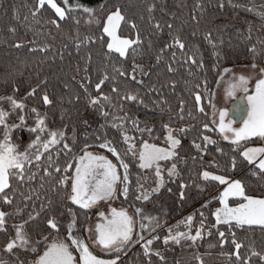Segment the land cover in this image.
I'll return each mask as SVG.
<instances>
[{
    "label": "trees",
    "instance_id": "1",
    "mask_svg": "<svg viewBox=\"0 0 264 264\" xmlns=\"http://www.w3.org/2000/svg\"><path fill=\"white\" fill-rule=\"evenodd\" d=\"M56 1L65 9L63 20L47 4L41 8L39 0H0V98H17L25 105V114L30 116L36 109L47 126L66 134L39 159L24 162L22 178L20 170L10 169L15 175L0 193V211L6 214L0 231V264H32L51 240L71 244L67 240L73 219L70 211L76 220L73 235L85 239L96 209H82L71 202V177L75 161L85 150H105L99 147L105 139L121 153L125 151L121 130L113 124L122 125L124 134L137 143L160 141L167 129H174L180 140L173 158L177 174L146 201L137 199L144 173L136 157L131 153L123 157L129 165V192L127 198L120 195L124 185L118 183L117 198L137 223L133 242L112 254L117 256L116 264H264V227L236 226L235 222L217 225L214 212L223 185L203 178L208 172L237 179L246 196L264 198V172L241 155L249 146H264V139L252 137L234 145L221 138L210 120L212 90L223 67L255 64L264 68V0ZM84 8L99 14L91 30L85 28L89 13ZM117 9L124 17L119 35L138 41L125 57L108 51L103 32L106 16ZM177 39L183 49L175 44ZM102 80L98 92L96 85ZM33 89L35 93L29 95ZM101 94L111 97L110 103L102 102V108L90 106V98ZM128 94L138 99H123ZM45 95L50 104H44ZM196 95L201 97L199 103ZM3 133L0 126V138ZM69 164L73 166L65 172ZM119 172L122 177L124 170ZM61 178H66L63 185L58 183ZM5 197L11 202L6 203ZM137 208L144 217L157 218L160 226L152 231L149 220L136 215ZM189 215L191 225H181V219ZM49 220L58 227H49ZM19 225H24L29 243L8 251ZM170 228L173 235L180 231L194 236L200 230L201 237L165 244ZM137 234L145 239L135 242ZM153 237L158 239L145 255L142 245Z\"/></svg>",
    "mask_w": 264,
    "mask_h": 264
},
{
    "label": "snow or ice",
    "instance_id": "2",
    "mask_svg": "<svg viewBox=\"0 0 264 264\" xmlns=\"http://www.w3.org/2000/svg\"><path fill=\"white\" fill-rule=\"evenodd\" d=\"M64 3L67 4V0H64ZM45 4L51 7L61 20L65 19V9L59 7L55 0H39V6L41 8ZM83 11L91 15L93 10L84 8ZM123 19L124 17L122 16L120 10L117 9L114 13L108 15L107 21L103 27L104 34L110 38L107 44L108 51L116 52L120 57H125L127 55L128 49L138 42L130 39H121L116 34L119 24ZM51 22L56 24L55 20ZM175 44L180 49L184 48V44L179 39L175 41ZM189 59L195 62L193 57H189ZM253 67H255V65H253ZM116 71L122 76L126 75L122 68H117ZM135 71L136 66L133 68V72ZM169 71H172V69L169 68ZM261 74L264 76V68L261 69ZM135 78V76H132V79ZM104 79L106 80L107 77ZM234 79L235 82L230 84L229 88L226 90L227 95L234 96L237 91L247 93L249 83L248 78L241 75ZM137 82L139 83L140 81ZM103 83L104 80L96 85V90L98 92ZM35 91L36 90L33 89L29 95H33ZM113 91L115 92L117 89L114 88ZM246 98L247 118L243 120V126L239 129H235L231 126V120H229L227 123L225 122V117L228 115L226 111L222 110L219 113L220 122L217 130L225 140H229L227 133H231L232 137H234V139H231V143L234 145H239L240 141L248 140L252 137H260L264 139V78L260 79L256 83L255 94L247 95ZM3 99L5 98H0V100ZM6 99L9 101L13 110H22L25 107L22 102H18L14 97H7ZM123 99L127 101H136L138 97L136 95L128 94L125 95ZM200 99L201 97L196 95L197 103H199ZM43 101L45 105L51 103L47 95L43 97ZM110 101L111 97L101 94L99 97L90 98L89 103L90 106H99L102 108V102L110 103ZM200 110L203 111V109ZM238 110L239 105L234 111ZM32 112L36 113V123L35 127H32L28 130L30 132L36 133V137L35 140H33L28 145V149L40 146L45 151H47L49 150L50 146H54L59 143L60 140L64 139L63 131H49L48 135L50 138L46 141L43 140L41 134L47 130L45 126V118L41 117L36 109H32ZM101 114L107 115L106 112H102ZM8 115H10V113L5 112L2 108H0V126H3L6 129L5 140L3 143H0V193H4L5 189L9 187V177L15 175V173L11 172L10 169L20 170L22 178L24 162L29 160L27 150L24 154H16L14 146L9 143L8 133H10L12 128L16 127V125L9 126L6 123V117ZM20 121L21 124H23V116L20 117ZM135 123L136 121H133V124ZM112 126L121 130L123 143L127 145V148L123 153H121L115 146H113L112 141L107 139L100 143L99 147L105 149L107 152H111L112 156L116 157L117 161H119V167L124 170V175L121 177L118 174L117 165L106 156L94 155L85 150L84 154L75 161V171L71 177V194L69 195L71 202L82 209H89L95 206L98 201H108L113 199L117 194L116 185L118 183H122L124 185V187L120 190V195H123L125 198H127L129 192L127 184L129 177L127 170L129 165L124 162L123 157L129 153L135 157L137 153L133 139L124 134L122 125L113 124ZM165 127L167 128V126ZM205 129H207V125H205ZM180 131H184V129H181ZM204 139L208 143H214V141L209 140L208 137H205ZM166 140L169 142L168 149H162L154 145L144 143L142 149L139 151V167L141 169H148L156 165L155 174L158 180L157 186L153 188L151 192H143L141 195H138V200H148L153 193L158 192L163 186L164 181L161 177V169L157 162L160 160L171 159L175 155L174 149H176V147L180 144V140L174 138L170 131L166 136ZM64 147L67 149L68 145L64 144ZM195 147L199 148L200 146L195 145ZM69 151H71V149H69ZM241 155L245 160L248 161L249 164L256 163V167L259 168L261 172H264V158H260L257 162L258 157L264 156V147L247 148L241 153ZM39 158L40 155L38 154L36 159ZM72 166V164H69L64 169V171H68V169ZM175 169V164H173L172 167L168 169V175L170 177L177 174ZM56 170L60 171L59 168ZM203 178L205 180L210 179L213 181H218L220 184L227 183L225 178L216 175H210L208 172L203 173ZM58 183L61 185L65 184L66 178H61ZM229 196L241 197L244 201H246V203H242L237 207H229L227 205V198ZM5 202L10 203L11 201L7 200L5 197ZM220 204L223 207L214 213L217 225L224 223L231 226L232 222H235L236 226L255 224L264 227V199H254L246 196L239 181L230 183L229 186L221 193ZM206 206L207 205L204 207ZM5 215L6 214L4 212L0 211V231L4 230ZM69 215L73 216L72 221L68 224L67 234V240L70 241L71 244L69 245L64 240L54 241L48 246L47 251H45L44 254L39 257L36 264H77L76 258L73 256L72 251H70V247L75 248V250L79 253V264H116L115 260L105 261L103 259L97 258V256H95L90 251L89 246L82 238L73 235V232L76 228V220L74 218V214L71 213V211L69 212ZM136 215L141 219L149 220L152 231L160 226L157 218L144 217L139 208L136 209ZM201 215H203V213H201ZM98 216L102 222L95 225V245L99 246L104 251H114L118 253L123 251L133 242V230L137 221L134 220V218L130 216L125 210L118 211L115 208H112L110 209L109 216H105L104 212H99ZM31 218L32 217H30V219ZM186 219L187 223L191 225L193 216L189 215ZM153 221L156 222L153 223ZM48 224L49 227L53 229L58 227L57 222L54 220H49ZM140 227L142 229L147 228V226L144 224H141ZM23 229L24 225L16 226L15 238L7 244L8 251H11L14 247H23L29 243L28 239L23 233ZM190 230L191 229L189 228V231ZM88 231L91 230L89 229ZM168 231L169 236L165 238V244H167L169 240L175 241L178 244L180 243L181 239H191L195 241L197 238L201 237L200 230H197L194 236L189 235L188 232L180 231H177L176 234L173 235L171 228ZM219 235L224 237L223 232H220ZM144 239L145 238L143 235L137 234L135 242L138 243ZM155 239H158V237H153V239L147 240L146 243L142 245L145 255L149 253L150 249L148 246L151 245ZM235 246L237 250L241 247V245L238 243ZM155 254L159 255V253ZM261 258L264 259V257Z\"/></svg>",
    "mask_w": 264,
    "mask_h": 264
},
{
    "label": "rangeland",
    "instance_id": "3",
    "mask_svg": "<svg viewBox=\"0 0 264 264\" xmlns=\"http://www.w3.org/2000/svg\"><path fill=\"white\" fill-rule=\"evenodd\" d=\"M55 2L57 3L56 0H55ZM57 5L59 7H61V8L64 9V7H62L58 3H57ZM114 12L115 11H112L110 14H112ZM96 13L97 12H94V10H93V12L91 13V15L88 14V17H87L86 22H85L86 23V26H85L86 30H91V29L94 28L95 22L98 20V16H99V14L96 15ZM110 14H108V15H110ZM108 15L106 16V18L104 20V25H105V23L107 21ZM104 25H103V27H104ZM116 34L121 39H127V38H124V37H122V36L119 35L118 29H117ZM109 40H110V38L108 37V42H109ZM108 42H107V44H108ZM233 66H236V65H233ZM226 67H228V66H226ZM223 68L221 69V71H220V73H219V75L217 77V80H216V82H215V84L213 86V90H212V94L214 96L215 105L217 106L218 109H222V107L225 106V103H226L225 97L227 96L226 90L229 88L230 84H232L234 82V80H235L234 78H238L242 74L241 72H236L234 70L231 71V72H224L226 70H223ZM232 69H236V68H232ZM245 74H247V73H245ZM255 74L256 73H252V75H253L252 76L253 77L252 78V81L248 84L249 85L248 87L252 89L251 90V93H248L249 95L255 94V89H254L255 88V84L259 81V77L258 76H255ZM9 97H13V96H9ZM6 98L7 97H5V99H3V100H0V108H2L5 112L10 113V115H8L6 117V123L9 126L16 125V127H13L12 128V131L10 133H8L9 143L14 146L15 153L16 154H24L26 152V150H27V154L29 156V160L28 161H30L31 159H35L38 154L40 155L43 151H45L40 146H36V147L31 148V149H28V145L33 140H35V137H36V133L30 132L28 130V129L32 128V127H35V123H36V113H33L32 115L29 116V115L25 114V112H24L23 109L22 110L19 109L18 111H17V109L13 110L11 108V106H10L9 101ZM15 99L18 102H21L17 98H15ZM244 115H245L244 109H242L240 112H237L236 113V116L234 118L235 121L241 120L244 117ZM21 116L24 117L23 124H21V121H20V117ZM246 118H247V115H246V117L244 119H246ZM244 119H242V120H244ZM217 124H219V118L217 120ZM45 126H46V129L47 130L44 133L41 134L43 140H45V141L50 138L49 135H48V132L49 131H61L60 129H55V128H51V127L47 126L46 125V121H45ZM231 126L233 128H235V129H239L240 127L243 126V121H242V123L240 125H236V124L232 123ZM19 130L22 131L21 133H23V135L20 133ZM173 130L174 129H167L166 132H165V134H164V136L162 137V139L160 141L144 140L142 142L137 143L135 140H133L134 141V144H135V150H136V153H137L135 157L137 159L138 166H139L138 154H139V151L142 149L143 144L144 143H147L149 145H154V146H156L158 148L168 149L169 148V142L166 140V136L168 135V133L170 131L171 134H172V136L174 138H176L175 132ZM5 132H6V129L4 128V133H3L2 137L0 138V143H3L4 140H5ZM65 135L66 134L64 133V137H65ZM227 135L229 136V140L234 139V137H232V134L231 133H227ZM256 147H264V146L263 145H252V146H249L247 148H256ZM247 148H245V150ZM245 150H243V151H245ZM88 152H90V153H92L94 155H104L108 159L112 160L113 163L117 165V171H118V174L120 175L119 165L117 164L116 160L112 157L111 152H107L106 150H101V149L100 150H89ZM174 152H175V149H174ZM175 155H176V152H175ZM174 156L171 159H168V160H160V161L157 162L158 165H159V167H160V169H161V177L163 178V181H164L163 185L167 181H169L170 179L174 178V176H175L174 175V176H171L170 177L168 175V169H170L172 167V165L175 164V162H173ZM260 158H264V156L258 157L257 158V162H258V160ZM28 161H26V162H28ZM254 164H256V163H254ZM155 167H156V165H154L152 168L141 169L143 171V173H144V178L142 179V181L138 185L139 186V189H140L139 190V195H141V193H143V192H151V190L157 186V180H158V178H157V176L155 174ZM175 171L177 172V169H175ZM225 180L227 181V183L222 184L223 186H222V190H221V192L219 194V201H220L221 193L229 186V184L232 183V182H234V181H239L237 179H230V178H228V179L225 178ZM234 198L239 199L241 197H232V196H229L227 198V205L229 207H237V206H239L242 203H246V201L233 203V202H231V199H234ZM250 198H254V199H264L262 197H250ZM120 204H122V203L120 202ZM222 207L223 206L219 203V206L216 208L215 212L218 209L222 208ZM180 222H181V225H184V226L185 225H188L189 226V224L187 223L186 217L185 218H182Z\"/></svg>",
    "mask_w": 264,
    "mask_h": 264
},
{
    "label": "crops",
    "instance_id": "4",
    "mask_svg": "<svg viewBox=\"0 0 264 264\" xmlns=\"http://www.w3.org/2000/svg\"><path fill=\"white\" fill-rule=\"evenodd\" d=\"M253 65L255 64H241V65H236V66H228V67H224L223 70H226L224 72H231V71H236V72H241L242 76L248 78L249 83L252 81V73H256L255 76L259 77V80L264 78V76H262L261 74V69L263 67L258 65H255V67H253ZM232 68H236V69H232ZM249 72V73H248ZM247 73V74H245ZM240 75V76H241ZM235 82V80H234ZM233 82V83H234ZM248 83V84H249ZM256 85V84H255ZM249 86V85H248ZM255 89V88H254ZM251 88L248 87V92L244 93L242 91H237L235 93L234 96H226L225 100V106L222 107V109H218L217 106L215 105V101H214V96L212 94L211 96V102H210V120L212 125L218 129V125L217 124V120L219 118V113L220 111H226L228 113V115L225 117V122L227 123L229 120L232 121V123L236 124V125H240L242 123V119H244L247 115V95H249L248 93H251ZM233 104V105H231ZM239 105V107L241 109H244L245 111V115L244 117L239 120V121H235V116L236 113L238 111H234L237 106ZM220 122V121H219ZM219 132V131H218ZM221 138H223V136L220 134ZM224 139V138H223ZM230 141L231 140H227ZM117 192H118V187L116 186ZM91 208H95L96 209V214L94 215V217L91 219V221L89 222L87 228H86V233H85V243L89 246L90 251L97 256V258L103 259L105 261H110V260H115L117 263V256L112 255L113 253H116L114 251H104L102 250L99 246L95 245L94 241H95V225L97 223H101L102 221L99 219L98 213L99 212H104L105 216H109L110 215V209L115 208L116 210H125L130 216L133 217L132 212L124 205L120 204L118 198H117V194L113 199H110L108 201H98L97 204ZM134 218V217H133ZM91 231H88V230ZM134 232V230H133ZM59 240H64V239H55V240H51L48 241L46 243V245L44 246V248L42 249V251L40 253H38L32 261V264H36L37 260L39 259L40 256H42L44 254L45 251H47V248L50 244H52L54 241H59ZM65 241V240H64ZM66 242V241H65ZM68 243V242H66ZM70 245V243H68ZM70 251H72L73 256L76 258L77 264H79V253L75 250V248L70 247ZM108 254H110L108 256Z\"/></svg>",
    "mask_w": 264,
    "mask_h": 264
},
{
    "label": "water",
    "instance_id": "5",
    "mask_svg": "<svg viewBox=\"0 0 264 264\" xmlns=\"http://www.w3.org/2000/svg\"><path fill=\"white\" fill-rule=\"evenodd\" d=\"M231 105H233V104H231ZM242 109L239 107V110H238V112H240Z\"/></svg>",
    "mask_w": 264,
    "mask_h": 264
}]
</instances>
